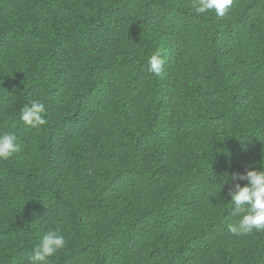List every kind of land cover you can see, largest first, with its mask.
<instances>
[{
    "label": "trees",
    "instance_id": "16d2710c",
    "mask_svg": "<svg viewBox=\"0 0 264 264\" xmlns=\"http://www.w3.org/2000/svg\"><path fill=\"white\" fill-rule=\"evenodd\" d=\"M192 3L0 0V264L56 228L48 264H264V231L228 228L246 181L220 183L264 158V0Z\"/></svg>",
    "mask_w": 264,
    "mask_h": 264
},
{
    "label": "clouds",
    "instance_id": "9594fccd",
    "mask_svg": "<svg viewBox=\"0 0 264 264\" xmlns=\"http://www.w3.org/2000/svg\"><path fill=\"white\" fill-rule=\"evenodd\" d=\"M233 0H193L192 8L196 15L214 11L217 16L224 17L232 6ZM148 72L157 76L162 75L164 60L159 52L154 53L148 60ZM46 108L40 100H32L21 110V120L30 127L46 124ZM19 150L17 137L12 132H0V159H7ZM227 173V172H226ZM229 181L236 182L227 195L234 206V212L239 219L229 224V231L236 236L246 235L253 231H264V158L259 170L251 169L245 173L234 172L227 178H221L222 187ZM67 244L66 236L61 229L46 231L28 257L29 264H48V258L55 255Z\"/></svg>",
    "mask_w": 264,
    "mask_h": 264
}]
</instances>
